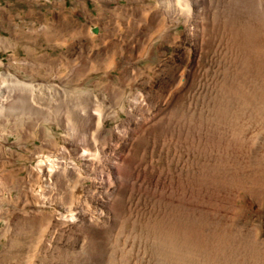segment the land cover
Here are the masks:
<instances>
[{
  "label": "rangeland",
  "instance_id": "obj_1",
  "mask_svg": "<svg viewBox=\"0 0 264 264\" xmlns=\"http://www.w3.org/2000/svg\"><path fill=\"white\" fill-rule=\"evenodd\" d=\"M197 6L0 0V84L7 100L34 94L43 109L38 117L23 100L18 118L0 108V264H165L153 244L182 251L171 264H264V11L256 5L236 29L221 13L210 39L194 27ZM85 92L99 110L83 132L74 107L60 117L50 96L83 101ZM113 154L128 177L117 197L126 217L96 245L69 216L106 191L96 179ZM45 157L60 166L56 181L37 168Z\"/></svg>",
  "mask_w": 264,
  "mask_h": 264
},
{
  "label": "bare ground",
  "instance_id": "obj_2",
  "mask_svg": "<svg viewBox=\"0 0 264 264\" xmlns=\"http://www.w3.org/2000/svg\"><path fill=\"white\" fill-rule=\"evenodd\" d=\"M164 1V0H163ZM174 1V0H173ZM176 1V0H175ZM196 1V4H198L197 8L199 7L198 9V15H196V19H195V29H197V31L199 30V28H202L204 29L205 31H203V34L201 36V38L204 37L205 34H207V37L210 39H212L214 36H215V32H213L214 29H217L218 28H222L224 25H222V18H221V13H225L228 15V19L226 20V22H224L226 25L230 24L231 22H233L232 24V29H236L237 26L240 25V23H242V26H243V23H250L249 21V17L253 19L254 16H257L259 13L257 12L256 8H253V7H256V5L260 6L262 8V10L264 11V0H261V3L257 2L256 0H212V4L213 6L208 9L207 8V4L205 5V2L207 3V0H195ZM199 1V2H198ZM229 1V2H228ZM171 2V1H170ZM170 2H168L170 4ZM162 3V2H161ZM173 3V2H172ZM175 3V2H174ZM235 5V7H231L232 4ZM168 4V5H169ZM166 5V4H165ZM196 6V5H195ZM200 7H202L203 9L200 10ZM210 7V6H209ZM164 8V7H163ZM172 8V7H171ZM170 8V9H171ZM166 9V8H165ZM164 9V11H165ZM233 9V10H232ZM253 9V10H252ZM255 9V10H254ZM161 10V9H160ZM259 10L261 11V9L259 8ZM173 11V10H172ZM197 11V10H195ZM244 11V15H242V12ZM259 11V12H260ZM213 12V13H211ZM209 14L208 16L210 17L212 14V20H213V25H211L210 21H211V17L209 18L207 15ZM261 13V12H260ZM237 14V15H236ZM264 14V12H263ZM223 15V14H222ZM262 15V14H261ZM194 17V16H193ZM260 17V16H259ZM262 17V16H261ZM238 18V19H237ZM264 18V17H263ZM200 19H205L204 21L200 20ZM232 19V20H231ZM255 20V18H254ZM234 21H239L238 23L234 22ZM252 22V20H251ZM255 24V23H254ZM261 24V23H259ZM251 25V24H250ZM250 25L248 27H250ZM253 25V24H252ZM245 26V25H244ZM244 26L242 28H244ZM261 26V25H259ZM231 27V26H230ZM247 27V25H246ZM245 27V28H246ZM247 27V28H248ZM257 27V26H256ZM213 28V29H211ZM229 28V27H228ZM246 28V29H247ZM211 29V30H209ZM240 29V27L238 28ZM224 30V29H223ZM193 31V30H192ZM216 31V30H215ZM243 31L242 29L240 30V32ZM254 31H256V29L254 28ZM253 31V32H254ZM200 32V31H199ZM229 32V30H228ZM234 32V31H233ZM244 32V31H243ZM230 33V32H229ZM198 34V33H196ZM195 34V36H196ZM227 34V33H226ZM242 34V33H241ZM232 35V34H231ZM244 35V34H243ZM242 35V36H243ZM194 36V37H195ZM239 37V35H236ZM193 37V36H192ZM231 37V36H230ZM230 37L228 40H230ZM237 37V39H238ZM205 38V37H204ZM233 38V37H232ZM243 38V37H241ZM203 40V39H202ZM209 40V39H208ZM236 40V39H234ZM213 41V40H212ZM232 41V40H231ZM255 41V40H254ZM197 42V41H196ZM235 41L232 42V44L234 43ZM256 42V41H255ZM212 43V42H211ZM198 44V42H197ZM200 44V43H199ZM242 45V44H241ZM238 50V49H237ZM231 51V50H230ZM249 51V50H248ZM150 55V54H149ZM262 64V63H261ZM83 68V67H82ZM75 69V68H74ZM75 71V70H74ZM73 71V72H74ZM75 73V72H74ZM4 80V79H3ZM246 81V80H245ZM4 82V81H3ZM5 83V82H4ZM38 84V83H37ZM2 84H0V108H2L3 110H7L6 112L8 113H11L13 110V112H15V114L18 115V118H21V115H19L21 109H17L18 106L21 107V103L22 101L24 100H28L26 105L28 106L27 110H29L31 113L33 114H37L38 117H41L42 116V108L40 106V103L38 102L37 106H35L34 102L36 100H34V94L31 95V97H29L28 99H23L20 97V92L19 93H16L17 96L15 97L14 95H11L12 98H10V100H7V92L5 91L4 88H2L1 86ZM22 87H27L29 89H31L33 87V85L30 83V84H26V82L24 83L23 81H20V80H12V87H18V86H21ZM36 86V85H35ZM24 89V88H23ZM25 90V89H24ZM23 91V90H22ZM108 91V90H107ZM36 92V91H35ZM32 93V91H31ZM156 93V92H155ZM51 94V93H50ZM106 94V93H105ZM37 95V94H36ZM83 101L80 99H67L64 100L66 102H63L62 99H64V96L61 97V98H58L59 95H51L50 97H52L51 101L54 100L56 101V109H57V113H59L60 117L62 116V113L64 112V108L68 107H74L73 109H69L68 111H71L73 110V116H74V120L75 122L77 121V125L76 127L78 128V130H82L84 132V130L87 128V130L89 129L88 127L91 125V123H94V120L96 119L95 118V114L96 112H98L99 109L97 108H94V106L91 105L92 103V99L96 101L97 98H92L91 96V99L90 97L88 96V93H83ZM90 95V94H89ZM68 96V95H66ZM80 96V95H79ZM78 96V97H79ZM44 100V99H43ZM135 100V99H134ZM261 100V99H260ZM49 101V100H48ZM79 101H82L80 102L79 104L77 102ZM29 102V104H28ZM50 102V101H49ZM46 103V102H45ZM44 103V104H45ZM55 103V102H54ZM82 103V104H81ZM137 103V101L133 102L132 104V111L130 113H132L131 115L135 116L137 119H138V115L140 116L141 113L137 110H136V113L133 112V108L137 105L135 104ZM71 104H73V106H71ZM97 104V103H96ZM95 104V106H96ZM91 105V107H90ZM19 107V108H20ZM98 107V106H97ZM17 110H16V109ZM109 108V107H108ZM228 109V108H227ZM12 110V111H10ZM26 110V111H27ZM67 110V109H66ZM18 111V112H17ZM94 114V115H93ZM114 114V113H113ZM129 114V113H128ZM23 115V114H22ZM26 116V115H25ZM30 117V116H29ZM97 117V115H96ZM155 117V116H154ZM99 118V117H98ZM39 119V118H38ZM24 120V119H23ZM133 120V118H132ZM144 120H150V118H146ZM152 120L154 121L155 119H151V122ZM139 121V119H138ZM22 122V121H21ZM146 122V121H145ZM131 123V122H130ZM76 124V123H75ZM99 124V123H98ZM139 124L140 121H139ZM24 125V124H23ZM30 125V124H29ZM97 126V125H96ZM86 127V128H85ZM91 127V126H90ZM93 127V125H92ZM95 127V126H94ZM129 128V127H128ZM138 127L137 126H133L132 129H137ZM72 129V127H71ZM119 129V128H118ZM90 130V129H89ZM134 132V131H133ZM89 133V132H88ZM101 133V132H100ZM115 133H117V135L119 134L120 135V132L118 131H115ZM128 133V132H127ZM73 134V133H72ZM76 134V133H75ZM153 134V133H152ZM113 135V134H112ZM116 135V136H117ZM123 135V134H122ZM154 135V134H153ZM87 137V136H86ZM119 137V136H117ZM116 137V138H117ZM70 138V137H68ZM111 138V137H110ZM132 138V137H131ZM131 138H129V140H131ZM89 139V138H88ZM115 139V138H114ZM68 140V139H67ZM70 140V139H69ZM72 140V139H71ZM81 140V139H80ZM73 142L75 140H72ZM121 142H122V139H121ZM77 143V142H76ZM85 143V142H84ZM123 144V143H122ZM130 146V144H128ZM77 146V145H76ZM117 148V147H116ZM130 147H127V145H125L123 148H122V151H127V149H129ZM76 149V148H75ZM87 149V148H86ZM84 151V150H83ZM87 151V150H86ZM86 154L88 152H85ZM80 154V153H79ZM84 155V154H82ZM114 155V154H113ZM126 155V154H125ZM124 155V156H125ZM115 156V155H114ZM117 157H113V156H110L109 158L107 159H104V161H107L108 162V173L104 172L103 169L99 168V173H98V183H97V186L100 188V186L102 185L103 187H107L106 191L104 190L103 192H97L96 194V197H95V203L92 204V206H87L88 203H85V204H82L81 208H79V213H76L77 215L76 216H69L70 220H75L77 223L75 224V227H76V230H80L82 231L83 233H87L89 234V237H91V242H94L93 244H96V245H101L103 242V238H102V235L105 233V231H109L110 229H112V227H114L117 223V221H120L119 219H121L122 217H126L125 215V211H124V207L119 205V203L117 202V197L119 195H122V194H125L126 192H129L128 191V187H127V181L128 180V177H124L122 176L121 174H119V171H116V169L118 170V168H114V162L115 159ZM86 160V159H85ZM66 161V160H65ZM66 163V162H65ZM88 163V162H87ZM116 163V162H115ZM56 162H54V158L53 159H47L46 157L45 158H41L39 159L38 163H37V168L39 170V172L41 173H44L46 175L45 179L46 181L48 180H53V181H56V178L57 177V173H59V170H60V166L58 167L57 165H55ZM106 165V163H105ZM67 166V165H66ZM72 166V165H71ZM74 166V165H73ZM107 166V165H106ZM65 167V166H63ZM66 168V167H65ZM75 168V167H74ZM62 170V169H61ZM110 170V172H109ZM37 171V169H36ZM38 172V171H37ZM61 173V172H60ZM113 174V177L114 179L117 180V184L114 186V187H111L110 189H108L110 183L108 181L109 179V176L110 174ZM63 174V173H62ZM107 174V175H106ZM109 175V176H108ZM59 176V174H58ZM64 176V175H63ZM97 177V176H96ZM118 178V179H117ZM1 179V178H0ZM122 179V183H121V180ZM60 180V179H59ZM64 180V179H62ZM145 180V179H144ZM115 181V180H114ZM118 181L120 184H118ZM153 181V180H152ZM144 182V181H143ZM151 182V181H150ZM113 185V183H112ZM157 187V186H156ZM105 189V188H104ZM107 190H109L107 192ZM101 191V190H100ZM132 191V190H131ZM145 194V193H143ZM103 196V197H101ZM144 197V196H143ZM132 201V200H131ZM91 202V201H90ZM122 203V202H121ZM91 204V203H90ZM89 204V205H90ZM123 205V204H122ZM133 206V205H132ZM148 206V205H147ZM137 207V206H136ZM154 207V206H153ZM133 208V207H132ZM138 209V208H137ZM145 209H146V206H145ZM131 210V209H130ZM137 211V210H136ZM138 212V211H137ZM139 213V212H138ZM144 213V212H143ZM132 215V214H131ZM141 215V214H140ZM122 216V217H121ZM57 217H59L61 220H62V217L61 215H58ZM131 217V216H130ZM139 217V216H138ZM138 217L132 219V220H136ZM146 217L147 221H149L148 219H150V215H146L144 216ZM133 218V217H132ZM124 219H128V218H124ZM139 219V218H138ZM64 220V219H63ZM62 220V221H63ZM65 221V220H64ZM63 221V222H64ZM73 222V221H72ZM150 222V221H149ZM147 222V223H149ZM140 223V222H138ZM60 224V223H59ZM135 224V223H134ZM166 240V239H165ZM168 241V240H167ZM257 244V243H255ZM149 244H146V248H148ZM155 245V244H153ZM151 248H153L152 251H154V254L156 255V257L154 259L160 261V262H165V264H171V263H181L179 261V259H181L182 257H184V255L182 254V251L180 252H176L177 253V258L176 259H173V255H176L175 252H173L174 250L168 246H159V245H155ZM151 246V245H150ZM145 248V249H146ZM149 249V248H148ZM182 249V247H181ZM177 250V249H176ZM195 250V249H194ZM224 251V250H223ZM226 251V250H225ZM214 253V252H213ZM226 255V253H225ZM151 256L153 257V254H151ZM236 259V258H235ZM184 260V258L182 259ZM239 260V258H238ZM241 260V258H240ZM244 262V261H243ZM235 263V262H234Z\"/></svg>",
  "mask_w": 264,
  "mask_h": 264
},
{
  "label": "water",
  "instance_id": "obj_3",
  "mask_svg": "<svg viewBox=\"0 0 264 264\" xmlns=\"http://www.w3.org/2000/svg\"><path fill=\"white\" fill-rule=\"evenodd\" d=\"M94 31H96V29H94Z\"/></svg>",
  "mask_w": 264,
  "mask_h": 264
}]
</instances>
